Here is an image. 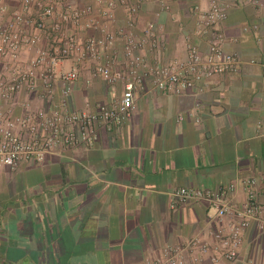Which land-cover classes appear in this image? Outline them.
Masks as SVG:
<instances>
[{"label": "crops", "instance_id": "obj_1", "mask_svg": "<svg viewBox=\"0 0 264 264\" xmlns=\"http://www.w3.org/2000/svg\"><path fill=\"white\" fill-rule=\"evenodd\" d=\"M210 1L174 0L163 12L158 0H142L133 33L140 37L152 30L162 45L139 54L150 64L165 65L186 59L189 42L204 53L207 37L195 34L193 8ZM216 1L228 6L219 29L225 51L235 57L234 70L177 95L154 89L148 77L134 90L130 117L119 127L99 126L93 144L64 157L48 155L15 170L0 169V264H145L166 247L184 246L195 237L212 243V233L224 225L215 210L205 202L171 209L170 194L179 188L215 192L234 183V201L241 204L240 182L250 177L257 181L264 224V0ZM8 5L14 8L17 1ZM115 18L114 26L125 28L124 9L117 8ZM47 45L41 37L22 57ZM122 48L117 37L95 62L78 68L65 97L67 109L95 112L119 101L123 86L107 84L93 67L121 64ZM72 67V61L63 66ZM4 70L0 58V80ZM37 83L34 92L22 90L11 103L0 101L2 112L12 118L49 113L62 86L57 82L50 97ZM201 264L229 263L212 262L208 254ZM234 264H264V229L257 224L246 230Z\"/></svg>", "mask_w": 264, "mask_h": 264}, {"label": "built area", "instance_id": "obj_2", "mask_svg": "<svg viewBox=\"0 0 264 264\" xmlns=\"http://www.w3.org/2000/svg\"><path fill=\"white\" fill-rule=\"evenodd\" d=\"M8 1L0 0V58L5 62L0 101L11 103L22 90L34 92L38 81L43 94L50 97L57 82L62 88L59 101L49 113L36 111L12 118L2 112L0 102V169L15 170L21 163L42 162L48 155L64 157L80 146L93 144L99 126L119 127L130 117L134 90L142 87L148 77L154 89L177 95L234 70L235 57L225 51L224 36L219 29L228 6L216 0L205 7L197 4L193 8L197 20L195 34L207 37V50L202 53L189 42L186 59H174L165 65L150 64L139 54L144 48L157 51L162 45L152 30H144L140 37L133 33L142 0H134L132 4L128 0H15L14 8H9ZM173 1L158 0L159 10L169 11ZM241 1L257 4L260 0ZM120 7L127 15L125 28L114 26L115 10ZM85 31H97L101 36L82 37ZM41 37L48 42L47 47L38 48L32 57H22L24 51L38 46ZM117 37L123 42V62L97 64L93 71L107 84L123 86L119 101L100 105L95 112L67 109L65 97L70 93V84L78 79V68L95 62L100 49ZM70 61L74 67L64 69V64ZM240 185L244 193L241 204L234 201V183L215 192L194 188L173 191L171 209L205 202L224 225L212 233V243L195 237L184 246L166 247L161 257L145 264H201L208 254L212 262L222 259L236 263L250 225L255 223L260 230L264 229L256 179H243Z\"/></svg>", "mask_w": 264, "mask_h": 264}]
</instances>
